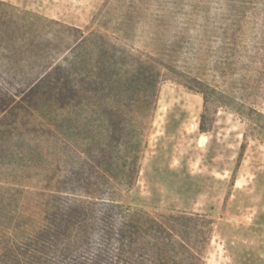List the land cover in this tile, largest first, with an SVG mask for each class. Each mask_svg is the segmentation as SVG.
Listing matches in <instances>:
<instances>
[{"label": "rangeland", "instance_id": "1", "mask_svg": "<svg viewBox=\"0 0 264 264\" xmlns=\"http://www.w3.org/2000/svg\"><path fill=\"white\" fill-rule=\"evenodd\" d=\"M4 1L69 27L106 33L133 54L154 56L180 43L176 70L197 69L216 85L219 34L232 24L230 73L255 79L253 99L264 112V2L238 0L233 5L243 13L231 23L226 0ZM165 75L146 120L138 173L129 188L116 184L114 198L142 211L207 216L213 232L204 264H264V143L241 116L204 106L199 94ZM18 107L16 128L0 135V186L19 191L38 219L35 206L47 199V188L85 194L96 183L89 139L105 137L107 126L90 106L75 114L46 105Z\"/></svg>", "mask_w": 264, "mask_h": 264}, {"label": "trees", "instance_id": "2", "mask_svg": "<svg viewBox=\"0 0 264 264\" xmlns=\"http://www.w3.org/2000/svg\"><path fill=\"white\" fill-rule=\"evenodd\" d=\"M237 1H225L231 23L243 13L233 5ZM231 33L232 24L219 34L216 85L197 69L176 70L180 43L157 49L154 56L133 54L106 33L69 27L0 0L2 138L16 128L18 105L70 114L90 106L107 126L105 137L89 139L96 151V183L85 194L47 188V199L35 206L39 220L25 209L19 191L0 186V264H204L213 232L207 216L133 209L114 195L116 184L129 188L138 173L146 120L165 72L199 94L204 106L241 116L264 143V112L252 93L255 79L230 73Z\"/></svg>", "mask_w": 264, "mask_h": 264}]
</instances>
